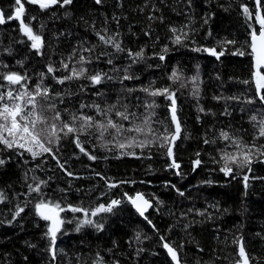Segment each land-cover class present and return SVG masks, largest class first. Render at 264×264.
<instances>
[{"label":"trees","instance_id":"obj_1","mask_svg":"<svg viewBox=\"0 0 264 264\" xmlns=\"http://www.w3.org/2000/svg\"><path fill=\"white\" fill-rule=\"evenodd\" d=\"M22 3L23 20L42 37L43 47L32 49L20 22L9 19L18 7L15 0H0L5 19L0 24V91L48 87L46 103H54L62 118L53 121L54 110L48 111L49 123L71 122L73 114L81 113L104 119L93 105L106 109L115 104L120 111L127 105L140 126L154 112L151 127L162 135L165 129L175 132L170 101L142 89L169 87L175 92L181 133L172 157L156 136L138 137L152 141L146 147L121 149L110 135L99 139L95 129L66 137L61 133L59 144L52 145L56 159L48 153L34 159L0 144L5 162L0 165V264H173L163 243L176 249L181 264H237L239 241L251 264H264V137L259 136L264 102L256 95L251 55L234 54L250 52V31L258 29L255 0H72L64 6L60 0L47 9ZM98 33L113 43H104ZM205 49L224 55L218 59ZM141 50L142 58L129 55ZM81 68L82 77L57 82ZM173 70L179 76L175 82L169 79ZM8 73L26 79L8 85L2 79ZM97 73L102 80L93 85L87 77ZM125 75L131 79L124 80ZM153 100L159 107L146 108ZM110 115L119 121L114 112ZM77 135L85 152L76 146ZM234 141L251 149L252 162L244 167L230 163L233 172L225 175L222 156L240 157ZM197 159L201 163L194 168ZM173 161L179 168L171 166ZM37 184L40 193L30 191L29 185ZM135 193L152 202L145 217L131 206L129 197ZM41 199L65 209L121 203L111 212L89 215L103 225L100 229L84 225L77 231L83 213H60L65 223L52 245L48 222L35 211Z\"/></svg>","mask_w":264,"mask_h":264},{"label":"snow or ice","instance_id":"obj_2","mask_svg":"<svg viewBox=\"0 0 264 264\" xmlns=\"http://www.w3.org/2000/svg\"><path fill=\"white\" fill-rule=\"evenodd\" d=\"M256 2V11H255V24L258 25V29H252L250 31V43L249 48L250 52L245 53L243 51H238V55H251L253 60V82L256 88V95L264 102V14H262V9H264V4L262 0H255ZM28 3L36 4L41 9H47L52 5L60 3V0H28ZM72 0H62L61 6L71 4ZM96 3H101V0H96ZM15 4L18 6L15 8V13L9 19H15L20 22V31L31 41V48L39 52L43 47V39L40 35L36 34L32 27L26 24L23 20L25 13L24 4L22 0H15ZM243 11L246 16L251 17L249 9L244 6ZM5 23V19L2 13H0V24ZM173 33H176V29H172ZM99 39L104 43L111 44L113 43V38H106L104 35L97 34ZM181 42V36H175V43L179 44ZM227 43H233V41H228ZM115 48L120 51L121 45L119 43L115 44ZM167 52V48L164 49ZM199 51V49H197ZM211 55L216 56L218 59L220 56L224 55V52H217L215 49H205ZM130 56L135 58H142L143 51L136 53H129ZM160 60H164V55H160ZM81 61H84V57H81ZM135 62V60L133 61ZM111 63V61H109ZM64 68H68L67 64L63 65ZM54 71L52 66L48 67V72L52 73ZM85 69L81 68L79 71L75 69L72 70V75L65 76L63 79H58V83H64L65 80H71L73 78H80L84 75ZM91 80L92 84L101 83L102 77L101 74L97 73L90 77H87ZM2 79L7 82L8 85H21V82L26 78L17 73H8L2 75ZM124 80L131 79L130 76L125 75ZM169 79L175 82L179 79L178 73L173 70ZM195 79V78H193ZM244 83H249V81H244ZM3 85H0L2 88ZM142 91L146 92L151 97H164L166 100L170 101V113L171 120L175 125V132H168L165 129V132L162 135H157V132L154 128L151 127L152 120L150 113L149 116L145 117L142 121L143 126L135 124V120L138 119L136 113H130L128 111L127 105L124 106V110L120 111L115 104L109 105L106 109H101L99 105H93L96 108L97 114L104 117L102 120H96L95 117L81 113L80 115L73 114L71 117V122H62L57 124L55 122L49 123V117L47 116L48 111L54 110V116L52 117L53 121H61V113L56 109L54 103H46L50 101V90L48 87L37 85L34 91H28L27 89L23 91L13 90L9 88L8 91H0V144H3L8 149L17 148L22 149L23 151L31 154L35 159L39 156H42L45 153H48L53 156V159H56L53 154L52 145L59 144L63 137L68 136L69 134H91L89 130L95 129L98 133L99 139H104L106 135H110L113 138V141L118 143L119 148H131V147H146L148 144L152 143L148 139H138L139 136L148 137L156 136L157 139L161 141V147L168 145L167 155L169 157L173 156V145L175 141L179 138L181 133V126L177 120V108H176V98L175 92L171 91L169 87L149 89L144 88ZM56 95H59L58 93ZM248 103H252L251 100ZM86 107V105H81V108ZM146 108L155 109L159 107L155 100L151 102H146ZM203 111V109H202ZM119 117V121L113 120L111 118V113ZM252 120H256V116L251 117ZM122 121H128L132 126L125 127ZM147 129V131L145 130ZM221 135L224 139H229L228 133L222 132ZM259 136L264 137V119L259 123ZM123 137L124 142H120L119 138ZM111 142V141H110ZM209 141L205 140V143ZM76 146L80 149L81 152H85L84 147H82L79 135L75 139ZM234 145L241 150L240 157L225 153L222 156V159L225 161L224 167L221 168V171L225 175H229L233 172V169L229 166L230 163L237 164L240 167L251 164V149L244 150L239 142L234 141ZM87 154V153H85ZM264 155V153H261ZM89 159H96L95 156L89 155ZM5 162L0 159V165ZM59 163V161H58ZM201 163L199 159L194 161V168ZM172 167L179 168V165L173 161ZM63 168V165H60ZM71 175V173H68ZM244 180L247 181L248 177L245 176ZM44 183L43 181L40 182ZM115 184H110L109 187H115ZM29 189L32 192L40 193V184H37L35 187L29 185ZM183 193H181L182 195ZM133 205L136 207L137 211L141 216L144 215L145 211L151 205L149 201L144 199L141 194H137L135 198L129 197ZM119 200H112L107 206L101 204L94 209L85 208L82 206H72L69 205L67 209L61 206L58 202H48L45 199H41L35 204V211L37 215L42 218L44 221L48 222V228L46 235L49 237L51 244L55 245L57 239V233L60 232L61 226L65 221L61 219L60 213L70 210L73 213H83L84 219L80 220L77 225V231L80 227L84 225H93L98 229L102 228L103 225L95 223L92 219L88 218L89 215L92 217L97 216L99 213L111 212L113 207L120 204ZM24 209L20 208L15 213V216H18L20 212ZM151 223V221H149ZM139 238V236L137 237ZM163 237L161 240L163 241ZM163 247L167 250L169 256L173 260L174 264H179L177 251L168 243H163ZM49 251L53 253V259H55V253L53 248H49ZM239 256L241 258L242 264H249V258L245 252L243 244L239 247ZM96 264H101L98 260ZM237 264H240L238 261Z\"/></svg>","mask_w":264,"mask_h":264},{"label":"water","instance_id":"obj_3","mask_svg":"<svg viewBox=\"0 0 264 264\" xmlns=\"http://www.w3.org/2000/svg\"><path fill=\"white\" fill-rule=\"evenodd\" d=\"M249 43H250V40H249ZM169 115H170V119H171L170 109H169ZM177 120H178V118H177ZM171 121H172V120H171ZM172 123H173V122H172ZM173 125H174V124H173ZM174 128H175V125H174ZM137 194H141V195L144 197V199L148 200V201H149V204L152 206V202H151L149 199H147L142 193H135V194L132 195L131 197H132V198H135ZM129 201H130V203H131V206H132L133 210H134L139 216H141L140 213L137 211L136 207L133 205V203L131 202L130 199H129ZM151 206L147 208V210L145 211L144 215L141 216V217H144V216H145V214L148 212V210L151 208ZM241 244H242V242L239 241V243H238V255H239V247H240ZM165 252L167 253V255H168L169 259L171 260V262L174 264L173 260H172L171 257L169 256V254H168V252H167L166 249H165ZM177 256H178V253H177ZM239 257H240V256H239ZM178 260H179V256H178ZM179 264H181V263H180V260H179ZM240 264H242L241 258H240ZM249 264H251L250 260H249Z\"/></svg>","mask_w":264,"mask_h":264},{"label":"bare ground","instance_id":"obj_4","mask_svg":"<svg viewBox=\"0 0 264 264\" xmlns=\"http://www.w3.org/2000/svg\"><path fill=\"white\" fill-rule=\"evenodd\" d=\"M146 214H147V213H146ZM146 214H145V216H146ZM145 216H144V217H145Z\"/></svg>","mask_w":264,"mask_h":264}]
</instances>
